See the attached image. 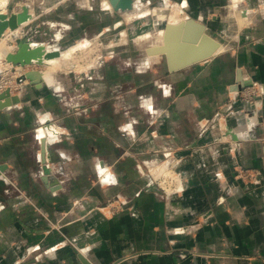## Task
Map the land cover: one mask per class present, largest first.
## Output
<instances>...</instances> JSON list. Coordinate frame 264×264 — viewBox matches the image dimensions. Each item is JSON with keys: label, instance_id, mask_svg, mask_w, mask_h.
I'll return each mask as SVG.
<instances>
[{"label": "crops", "instance_id": "0c3cea01", "mask_svg": "<svg viewBox=\"0 0 264 264\" xmlns=\"http://www.w3.org/2000/svg\"><path fill=\"white\" fill-rule=\"evenodd\" d=\"M23 1L30 48L67 47L111 25L135 36L152 19L135 22L134 10L162 2L179 9L165 23L194 19L220 48L169 72L146 53L164 23L143 50L80 75L52 83L55 71L47 82L35 68L41 86L27 80L0 110V264H264V0H133L125 12L108 0ZM155 15L164 22V10ZM251 85L257 98L241 101ZM42 113L47 135L36 128ZM170 151L179 195L143 174ZM96 158L111 167L105 186L92 181ZM113 197L124 206L110 214Z\"/></svg>", "mask_w": 264, "mask_h": 264}, {"label": "rangeland", "instance_id": "374dc122", "mask_svg": "<svg viewBox=\"0 0 264 264\" xmlns=\"http://www.w3.org/2000/svg\"><path fill=\"white\" fill-rule=\"evenodd\" d=\"M22 2H24V1L23 0H7V3L5 4V6L2 9H0V11L7 18H10L11 16L19 15L23 11ZM7 5H8V8H7ZM166 6L167 5L162 2V6L138 7L137 9H135L134 10L135 11L134 16H136L135 22L136 21L142 22V21L146 20L145 17L147 15H148L149 19H152L151 20L152 22L150 21L149 26L144 27L145 28L144 31L140 30V28H139V33L136 34L135 36L131 35L130 31L133 32V30L132 29L130 30V28L128 29L126 27V24H123L122 26H120L116 29H114L112 27L113 25H111V27H106V30L103 31L104 33H100V32L99 33H92V32L87 33L84 37L77 40L76 43H74L73 45L67 46V47H62L61 43L57 42V41L56 42L51 41L49 46L43 45L42 48H43V51H45V52H54V51L58 52L57 65H54L55 67L53 66V68L50 69V70H53L52 72L55 71L53 74L52 83H54V81H56L57 78H63L67 74L80 75L81 73L86 71L87 65H90L89 67H93L98 63V61H101V60L102 61H104V60L108 61L110 59L112 60L115 58H120V55H122L123 53H126L124 51L130 49L131 47H135V49L139 47L138 50H143V48H144L143 46L145 45V43L149 42L153 37L155 38V36L158 34V32H160L162 29H164L165 25L167 24L165 22L168 20V18L176 16V19H177V16L179 14V9L175 8V7L172 8L171 6H168V10H166V8H165ZM158 10H164L166 12V15H165V19L163 20L164 22L156 25V22H158L157 21L158 18L156 17L157 15H155V13ZM27 12H28V10H27ZM131 23H133V22H131ZM164 23H165V25L162 28ZM125 28H127V29H125ZM28 29H29V26H27V24H24V23L18 24L16 26L13 25V26L7 27L5 29L6 32L8 30L7 34L10 33V31L11 32L16 31L15 35H17V38L15 40L14 36L7 37V39H5L4 36L1 37L0 51L4 49L5 52L8 53L9 55H15L17 53V50H18L17 41L18 40H21V41L24 40V36L26 37L28 34V32H27ZM140 31H142V32H140ZM46 32L49 35V37H47V39L50 38V40H52V36H54V34L56 32V28L55 27L48 28ZM143 36H148V37H146V40H140L139 38L143 37ZM137 39H139V40H137ZM51 46H52V48H51ZM33 47H35V46H33ZM53 48H55V50ZM69 51H72V53L66 54ZM42 62H43V60H42ZM42 62H41V64L34 63L31 66H28L27 68L24 67V70L22 69L21 72H24V71L29 72L31 69H33L31 71H35V68L39 69V70H45L46 67H45V65L42 64ZM84 64H87V65H84ZM14 72H17V71L11 70L9 72L8 77H10V76L16 77L18 72L16 74H14ZM26 74L27 73H25V75ZM23 75H21V78L18 80L19 82L21 81V85H23V83H26L28 80L27 78H26V80L24 79V81L21 80V79H23L22 78ZM41 80H43V77ZM60 82H62V81H60ZM15 93H17V92H15ZM241 112H243L242 109H241ZM45 114H47V113H42L38 116V125L36 128L44 130L45 134L47 135V133H49V130H50V128L48 129V126H50L51 121H49V123H47V121L49 120L48 117H45V118H43V120H41V118ZM240 116H241V114H240ZM223 128H225V127H223ZM220 129L222 130V134H223L221 136L222 137L221 139L224 140L228 136L226 133V129H225V131H223L222 128H220ZM43 139H45V141H46L47 136L43 137ZM58 139H60V137H57L55 139V141L59 142ZM177 160H179V159L175 158V156L170 151V153L167 157L164 156L161 159V161L156 162L155 165H151L149 167V169L145 168L146 172L144 169L143 174L149 176V178L153 180L152 182L154 183V186L157 187L158 190L163 195H179V194H182L184 191V183H183L181 173H180V171L177 170V168L175 166ZM99 162H101L103 166L108 168L107 174H109V172L111 170L110 166L105 165L102 162V160L96 158L95 163H94L95 164V177L92 181L94 184L99 183L98 185L105 186V185L101 184L100 182H98V180H97V164ZM240 171L245 173V174H249V172L247 170H238L237 173L240 174ZM9 186H10L11 191L14 190L15 187L12 184H10ZM115 198H118V197H115ZM116 203H118L117 207L124 206L123 204H122V206H120L121 203H124L123 200L121 201V200L117 199ZM104 207H105V209H108L105 205H104ZM108 211H109V209H108Z\"/></svg>", "mask_w": 264, "mask_h": 264}, {"label": "water", "instance_id": "95a60500", "mask_svg": "<svg viewBox=\"0 0 264 264\" xmlns=\"http://www.w3.org/2000/svg\"><path fill=\"white\" fill-rule=\"evenodd\" d=\"M114 12L131 11L133 0H108ZM29 18L27 10L10 19L15 22V26L24 23ZM10 26V21L5 15H0V34ZM13 26V25H11ZM12 29V28H11ZM17 53L8 55L7 59L13 65H27L32 61L41 64L43 58L57 57L58 52H45L41 46L30 48L26 40L17 41ZM220 48V44L206 33L204 24L194 19L188 18L178 23H167L164 27L162 42L158 46L149 47L146 53L149 56L160 55L167 66L169 72H175L192 64L204 61L215 55ZM27 79L32 81L36 87L41 86L40 74L38 71H29ZM16 101L14 96L7 90L0 94V110ZM42 160L45 156V139L40 141ZM46 177L49 170L44 169Z\"/></svg>", "mask_w": 264, "mask_h": 264}, {"label": "built area", "instance_id": "2783aa9c", "mask_svg": "<svg viewBox=\"0 0 264 264\" xmlns=\"http://www.w3.org/2000/svg\"><path fill=\"white\" fill-rule=\"evenodd\" d=\"M8 32V30H7ZM6 30L0 34V41H1V37L4 36L5 39H7V37H11L14 36L15 40L17 38L16 32L14 31H10V33L7 34ZM24 40L27 41V43L29 42V35L27 34V36H24ZM8 53H6L4 56H0V94L4 93L5 91H9L10 95L13 96V93L15 92H19L20 86H21V81L19 82L18 80L21 78V75L27 73L26 71L21 72V70H24V67L27 68L28 66H31L32 64L36 63L35 61H32L30 64L27 65H13L11 62L8 61L7 57H8ZM87 65V64H84ZM90 65L86 66V70H88ZM11 70L17 71L14 72V74L17 73L16 77H8L9 72ZM22 73V74H21ZM14 78V79H13ZM16 94V93H15ZM258 95V91L257 88L254 87V85H251L250 87H248L246 89V91L242 94L241 96V101L246 102V103H250L252 101H254L257 98ZM241 116L242 118L239 119V121H242L244 118H249V111L248 110H243V112H241ZM244 113V114H243ZM108 172V168H106L105 166L102 165L101 162H99L97 164V180L98 182H100L101 184H103V179ZM240 177H248L249 174H245L243 172L240 171L239 174ZM117 198L113 197L111 199H108L105 203V206L109 209V213L113 214L115 212H117L120 207H117L116 203ZM122 204L124 205V203H121L120 206H122Z\"/></svg>", "mask_w": 264, "mask_h": 264}, {"label": "bare ground", "instance_id": "6f19581e", "mask_svg": "<svg viewBox=\"0 0 264 264\" xmlns=\"http://www.w3.org/2000/svg\"><path fill=\"white\" fill-rule=\"evenodd\" d=\"M4 5H5V0H0V9H2L3 7H4ZM2 14V12L0 11V15ZM2 15H4V14H2ZM9 19V21H10V26L11 25H14V21H12L10 18H8ZM15 26V25H14ZM16 32V31H15ZM5 50L3 49V50H1L0 51V56H4L5 55ZM57 57H51V58H43V62H42V64L43 65H45V67H46V69L45 70H43V72H42V75H43V77L45 78V80L48 82V81H50L51 80V74H52V71L53 70H50V69H52L53 68V66L54 65H57ZM55 67V66H54ZM39 72V74H40V81H41V79H42V75H41V72L40 71H38ZM23 79H21V80H23L24 81V79L26 80V75L24 74L23 75V77H22ZM29 80V79H28ZM33 83V82H32ZM36 86V85H35ZM240 92V91H239ZM254 111V110H253ZM258 111V110H257ZM256 114V113H255Z\"/></svg>", "mask_w": 264, "mask_h": 264}]
</instances>
